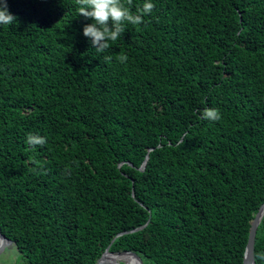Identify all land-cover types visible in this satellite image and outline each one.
I'll return each instance as SVG.
<instances>
[{
    "label": "trees",
    "instance_id": "16d2710c",
    "mask_svg": "<svg viewBox=\"0 0 264 264\" xmlns=\"http://www.w3.org/2000/svg\"><path fill=\"white\" fill-rule=\"evenodd\" d=\"M152 3L98 53L75 0H7L0 231L12 264H97L107 249L244 264L264 204V0ZM205 108L221 119L202 120ZM29 133L47 143L30 147ZM262 254L264 217L256 264Z\"/></svg>",
    "mask_w": 264,
    "mask_h": 264
},
{
    "label": "clouds",
    "instance_id": "9594fccd",
    "mask_svg": "<svg viewBox=\"0 0 264 264\" xmlns=\"http://www.w3.org/2000/svg\"><path fill=\"white\" fill-rule=\"evenodd\" d=\"M79 16L93 22L83 27V35L91 41L96 52L104 53L109 49V41L115 42L122 37L126 31V25H141L144 17L150 15L155 5L152 0H144V3L131 10L133 0H75ZM16 17L8 11L7 0H0V25H11L16 22ZM105 61H111L112 57L105 55ZM127 55L121 54L119 62L125 63ZM202 120L216 122L221 119L219 109L205 108L200 114ZM26 143L30 147L43 146L47 143L45 137L29 133ZM35 171V169H33ZM264 260V254L260 256Z\"/></svg>",
    "mask_w": 264,
    "mask_h": 264
},
{
    "label": "water",
    "instance_id": "95a60500",
    "mask_svg": "<svg viewBox=\"0 0 264 264\" xmlns=\"http://www.w3.org/2000/svg\"><path fill=\"white\" fill-rule=\"evenodd\" d=\"M148 158L149 157H147L142 169H145L147 161H148ZM263 217H264V204L262 205V207L260 208L259 212L255 216V219L252 222V228H251V231H250L249 241H248V245H247V248H246L244 264H256L255 263L256 236H257V231H258V228H259V226L261 224V221H262ZM139 230H141V228L135 230L134 232L139 231ZM0 240L4 241V243H5L4 245H2L0 247V257H1L2 253L5 251L6 247L13 246L14 243H13L12 240L8 239L4 234H2L1 231H0ZM106 255H112L114 257H119V256H122V255H132V256H134L137 259L139 264H144L143 261L141 260V258L137 254H135L133 252L111 253L109 249H107V251L104 253V255L101 257V259L98 261L97 264H102V261H103V259H104V257ZM116 264H123V263L120 262V263H116Z\"/></svg>",
    "mask_w": 264,
    "mask_h": 264
},
{
    "label": "bare ground",
    "instance_id": "6f19581e",
    "mask_svg": "<svg viewBox=\"0 0 264 264\" xmlns=\"http://www.w3.org/2000/svg\"><path fill=\"white\" fill-rule=\"evenodd\" d=\"M4 244H5L4 241L0 240V247ZM120 262H125L126 264H139L137 259L132 255H122L119 257H114L112 255H106L102 261V264H116Z\"/></svg>",
    "mask_w": 264,
    "mask_h": 264
},
{
    "label": "rangeland",
    "instance_id": "374dc122",
    "mask_svg": "<svg viewBox=\"0 0 264 264\" xmlns=\"http://www.w3.org/2000/svg\"><path fill=\"white\" fill-rule=\"evenodd\" d=\"M10 247V248H9ZM6 247L5 251L2 253L0 257V264H12V261L16 258V249L14 246ZM10 249V250H9ZM126 264L125 262H121Z\"/></svg>",
    "mask_w": 264,
    "mask_h": 264
}]
</instances>
